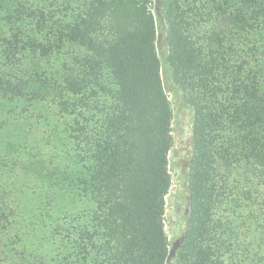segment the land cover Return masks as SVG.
I'll return each mask as SVG.
<instances>
[{
    "label": "trees",
    "instance_id": "obj_1",
    "mask_svg": "<svg viewBox=\"0 0 264 264\" xmlns=\"http://www.w3.org/2000/svg\"><path fill=\"white\" fill-rule=\"evenodd\" d=\"M152 2L0 0V264H166ZM158 3L193 111L176 264H264V0Z\"/></svg>",
    "mask_w": 264,
    "mask_h": 264
},
{
    "label": "rangeland",
    "instance_id": "obj_2",
    "mask_svg": "<svg viewBox=\"0 0 264 264\" xmlns=\"http://www.w3.org/2000/svg\"><path fill=\"white\" fill-rule=\"evenodd\" d=\"M151 10L157 28L156 46L161 61L162 82L173 109V146L169 152L171 188L165 198V231L169 244L166 264H176L177 252L189 226L188 168L192 153L193 111L184 102L181 90L174 84L166 61V26L158 0H153Z\"/></svg>",
    "mask_w": 264,
    "mask_h": 264
}]
</instances>
